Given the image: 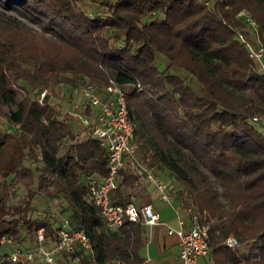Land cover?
Returning <instances> with one entry per match:
<instances>
[{"label": "trees", "instance_id": "1", "mask_svg": "<svg viewBox=\"0 0 264 264\" xmlns=\"http://www.w3.org/2000/svg\"><path fill=\"white\" fill-rule=\"evenodd\" d=\"M251 28L264 43V0H0V237L35 252L36 230L56 241L66 221L91 242L90 252L75 248L79 263L143 261L142 219L109 228L86 196L87 176L107 173L106 151L92 137L75 140L48 89L39 98L62 82L101 91L113 77L135 157L174 175L189 195L184 205L207 227L206 264H264V120L253 118L264 111V81L238 37ZM116 179L117 203L133 201L144 180L129 159ZM15 185L24 192L9 202ZM41 198L53 206L42 215ZM231 233L243 251L224 243ZM40 263L36 253L13 260L0 252V264Z\"/></svg>", "mask_w": 264, "mask_h": 264}, {"label": "built area", "instance_id": "2", "mask_svg": "<svg viewBox=\"0 0 264 264\" xmlns=\"http://www.w3.org/2000/svg\"><path fill=\"white\" fill-rule=\"evenodd\" d=\"M248 20L251 25H255L253 19ZM238 37L244 43L248 56L256 63L264 81V43L243 31L238 33ZM46 92L47 88L40 91V100ZM71 92L75 96L73 106L61 109V117L73 121L75 140L92 137L107 154V173L102 176L88 175L86 180V196L99 207L106 226L117 228L125 216L131 220L140 217L145 225L160 223L159 213L151 203L136 205L133 201L117 203L111 199L112 191L117 185L118 170L129 159L159 197L170 201L167 181L161 178L153 167L146 166L135 157L133 122L129 118L125 93L120 83L109 77L101 91L94 90L89 84H77L71 86ZM253 118L264 120V111ZM187 209L191 214L188 227L183 226L181 217L178 218L179 227L167 226V233L175 234L178 238L176 264H198V259L207 257L208 254L207 227L198 222L190 207ZM42 229L40 227L35 232V252L22 250L7 235L0 237V247L4 244L10 245L8 253L13 260H32L36 253L41 260L40 264H56L55 256L59 253L65 255L68 260L78 259L77 255L73 254L76 247L91 251V242L83 227H69L64 221L56 241L46 239ZM241 242L242 240L232 233L224 240L229 247L238 246Z\"/></svg>", "mask_w": 264, "mask_h": 264}, {"label": "crops", "instance_id": "3", "mask_svg": "<svg viewBox=\"0 0 264 264\" xmlns=\"http://www.w3.org/2000/svg\"><path fill=\"white\" fill-rule=\"evenodd\" d=\"M248 33L253 39L258 40L254 28ZM160 177L169 184L170 201L161 199L152 185L142 181V184L134 191L133 201L136 205L151 203L153 208L159 213L160 223L145 225L146 240L141 249L143 261L140 264H176L179 243L175 234L167 233V226L179 227L178 218L183 219V226L190 225V213L184 205L182 196L178 193L179 183L174 180L173 175L166 171H161ZM4 251L9 252L11 246L4 244ZM207 257H200L198 264H206Z\"/></svg>", "mask_w": 264, "mask_h": 264}, {"label": "rangeland", "instance_id": "4", "mask_svg": "<svg viewBox=\"0 0 264 264\" xmlns=\"http://www.w3.org/2000/svg\"><path fill=\"white\" fill-rule=\"evenodd\" d=\"M209 3H212L214 0H207ZM94 7V6H92ZM102 10L104 11V8H102ZM7 13H11L14 15H17L18 17H20L21 19H23L26 23H28L29 25H31L32 27L36 28L37 30H40V27L37 25L36 22L30 21L26 18H24L23 16H21L17 11L15 10H6ZM176 71L178 73H180L181 75H183L185 77L186 81H190L191 78L187 75V72L183 69H176ZM71 84L69 83H60L57 84L55 86H48V91H50V101L52 103V105H54L56 108H61L63 109L64 107H72L73 104V100H74V95L71 92ZM193 87H196V84L193 83ZM73 122V121H72ZM0 126H5L4 123V118L2 116H0ZM259 128L261 129V131L264 133V124H260ZM159 175L160 172L157 170L156 171ZM174 180H176L175 176L173 175ZM210 178H212L210 176ZM217 190H220V185L217 184L216 182L213 181L212 183ZM179 185V191L178 193L182 196L183 202L186 203L189 201V195L186 193V191L182 188V186L180 184ZM12 191H14V193L12 192L10 197H9V202H15L17 200V198L19 197V195L24 192V189L20 186V185H15L14 190L12 189ZM35 206L37 207L35 209V212L37 214H44L46 211H48L49 209H52V205L48 204V200H42L38 199L34 201ZM55 207V206H54ZM28 240L29 238H31L30 240L32 241L34 239V235L32 234L31 237L27 236ZM34 241V240H33ZM246 243L241 242L238 247L243 251L245 249ZM4 246L0 247V252H3ZM64 256L62 255H56L55 256V262L56 264H62L64 262ZM69 264H94L93 262H85V263H79L78 259H70L69 260Z\"/></svg>", "mask_w": 264, "mask_h": 264}]
</instances>
